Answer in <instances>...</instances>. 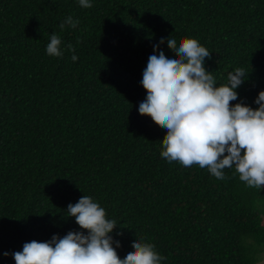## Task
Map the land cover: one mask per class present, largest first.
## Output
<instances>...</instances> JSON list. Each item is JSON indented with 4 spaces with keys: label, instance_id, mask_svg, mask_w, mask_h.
<instances>
[{
    "label": "trees",
    "instance_id": "obj_1",
    "mask_svg": "<svg viewBox=\"0 0 264 264\" xmlns=\"http://www.w3.org/2000/svg\"><path fill=\"white\" fill-rule=\"evenodd\" d=\"M69 15L78 25L61 30ZM53 32L61 57L45 52ZM170 32L208 49L217 84L244 68L230 104L257 107L264 0H0V264H15L25 242L81 231L66 211L83 195L116 221L119 256L139 236L162 264L264 258L263 185L246 187L234 169L221 180L168 162L159 155L167 129L137 108L147 52L154 42L174 51Z\"/></svg>",
    "mask_w": 264,
    "mask_h": 264
},
{
    "label": "clouds",
    "instance_id": "obj_2",
    "mask_svg": "<svg viewBox=\"0 0 264 264\" xmlns=\"http://www.w3.org/2000/svg\"><path fill=\"white\" fill-rule=\"evenodd\" d=\"M82 8L92 7V0H76ZM79 20L67 16L59 24L75 28ZM162 37L165 34H160ZM61 37L53 32L45 52L61 57ZM168 49L154 42L147 52L141 70L145 92L138 99L140 112L147 111L167 129L160 142L159 155L168 162L182 166L193 164L217 179H224L226 168L234 169L246 187L261 189L264 185V90L253 103L255 109L238 99L237 89L248 73L237 67L227 73L226 83L217 84L206 71L208 49L192 37L166 34ZM72 61L78 57L71 44ZM67 216L74 217L81 231H69L50 240L25 242L22 250L12 253L15 264H162L166 259L154 244L142 237L131 238V248L122 256L114 244H119L110 230L116 221L106 217L105 208L91 196L83 195L67 206ZM86 230V231H84ZM3 255L7 257L8 252ZM264 264V259L258 261Z\"/></svg>",
    "mask_w": 264,
    "mask_h": 264
},
{
    "label": "water",
    "instance_id": "obj_3",
    "mask_svg": "<svg viewBox=\"0 0 264 264\" xmlns=\"http://www.w3.org/2000/svg\"><path fill=\"white\" fill-rule=\"evenodd\" d=\"M263 187H264V185H263Z\"/></svg>",
    "mask_w": 264,
    "mask_h": 264
},
{
    "label": "rangeland",
    "instance_id": "obj_4",
    "mask_svg": "<svg viewBox=\"0 0 264 264\" xmlns=\"http://www.w3.org/2000/svg\"><path fill=\"white\" fill-rule=\"evenodd\" d=\"M264 259V258H263Z\"/></svg>",
    "mask_w": 264,
    "mask_h": 264
}]
</instances>
